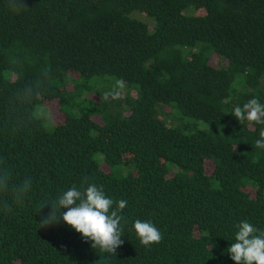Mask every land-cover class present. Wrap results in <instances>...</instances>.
Returning a JSON list of instances; mask_svg holds the SVG:
<instances>
[{
	"label": "trees",
	"instance_id": "obj_1",
	"mask_svg": "<svg viewBox=\"0 0 264 264\" xmlns=\"http://www.w3.org/2000/svg\"><path fill=\"white\" fill-rule=\"evenodd\" d=\"M23 2L15 14L18 0H0V264H235L236 225L264 231V125L231 114L264 104V0ZM97 77L112 93L122 80V98L82 97ZM49 102L62 121L43 112ZM26 178L25 202L5 211ZM88 183L127 201L115 254L62 219L40 225ZM137 219L162 241L143 246Z\"/></svg>",
	"mask_w": 264,
	"mask_h": 264
},
{
	"label": "clouds",
	"instance_id": "obj_2",
	"mask_svg": "<svg viewBox=\"0 0 264 264\" xmlns=\"http://www.w3.org/2000/svg\"><path fill=\"white\" fill-rule=\"evenodd\" d=\"M27 8L23 0H18V3L12 5L15 14ZM117 85L120 89L124 88L122 80L117 81ZM109 96L112 99L122 98L119 92H106L104 100H107ZM231 114L239 123L247 121L264 125V104L256 98L250 99L242 107H235ZM260 136L261 138L255 141V145L257 148L264 149V131L260 133ZM9 179L10 174L0 172V195L8 191ZM31 188L32 183L27 178L18 187H14L11 191L12 203L7 204L4 210L11 211L14 204H23ZM126 207V200L114 201L106 196L101 186L94 183H88L82 189L73 186L57 198L56 205L51 204V211L40 221V225L45 227L58 223L62 219L80 233L82 238L90 240L93 248H99L104 253L115 254L116 249L124 243L121 239L123 236L121 221L124 218L120 213ZM61 208L67 210L61 213ZM132 227L140 243L145 247L159 244L163 239L161 231L150 220L137 219ZM236 227L238 228L235 234L236 242L228 247L230 258L235 264H264V231L247 221H241Z\"/></svg>",
	"mask_w": 264,
	"mask_h": 264
},
{
	"label": "rangeland",
	"instance_id": "obj_3",
	"mask_svg": "<svg viewBox=\"0 0 264 264\" xmlns=\"http://www.w3.org/2000/svg\"><path fill=\"white\" fill-rule=\"evenodd\" d=\"M132 17H135L139 20L142 21H148L150 18L147 16L142 15V13H140L139 11H133L130 14ZM108 77V76H106ZM73 77H71L72 79ZM105 79H109L112 80L110 77L109 78H105V77H97L95 78V82L97 83H101V86L96 87L97 89L92 91V90H84L83 94L81 95L82 97H87L90 98L91 100H94L96 102H100L101 98L104 97V94L107 92L108 89H112V81H108V82H104L102 83ZM73 83L72 81L70 82L69 86L72 87ZM118 92L120 94H122L124 92V88L123 89H119ZM112 93V92H111ZM44 109V113L49 115V117L51 118V120L53 122H60L62 121V119L64 118V114L63 112L59 109L57 103L55 102H49L46 103L43 107ZM164 113L168 114V119H171L172 117V113L171 110L166 106L163 108L162 110ZM97 118H99L97 116ZM102 167L104 170H109V166H107L105 163H102ZM207 170L210 171L211 170V165H207Z\"/></svg>",
	"mask_w": 264,
	"mask_h": 264
}]
</instances>
